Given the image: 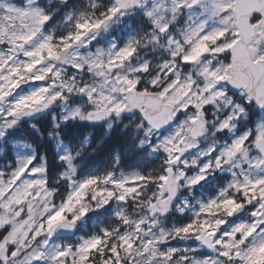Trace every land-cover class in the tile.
I'll use <instances>...</instances> for the list:
<instances>
[{
  "label": "snow or ice",
  "instance_id": "6c2138e0",
  "mask_svg": "<svg viewBox=\"0 0 264 264\" xmlns=\"http://www.w3.org/2000/svg\"><path fill=\"white\" fill-rule=\"evenodd\" d=\"M0 264H264V0H0Z\"/></svg>",
  "mask_w": 264,
  "mask_h": 264
},
{
  "label": "trees",
  "instance_id": "16d2710c",
  "mask_svg": "<svg viewBox=\"0 0 264 264\" xmlns=\"http://www.w3.org/2000/svg\"><path fill=\"white\" fill-rule=\"evenodd\" d=\"M41 131L44 133L43 136L34 134L33 130L27 125L25 126L24 135L34 140L40 152L47 155L53 168H58L60 161L57 159V152L55 150V143L51 137L47 136V132L51 127V118L44 116L38 119L36 122ZM123 125L115 127L110 135H105L104 124L89 125L85 121H72L67 123L63 127V139L65 142L73 148L79 144L85 136L95 144L97 140H102V149L91 155H87L83 158H77L79 163L78 173L89 174L95 170H103L108 167L111 163L112 155L115 151L122 149L124 140L126 138V132H122ZM142 153L130 154L123 160V166L125 168L134 167L142 163ZM91 228V226L89 225ZM79 231H85V228L79 227Z\"/></svg>",
  "mask_w": 264,
  "mask_h": 264
},
{
  "label": "rangeland",
  "instance_id": "374dc122",
  "mask_svg": "<svg viewBox=\"0 0 264 264\" xmlns=\"http://www.w3.org/2000/svg\"><path fill=\"white\" fill-rule=\"evenodd\" d=\"M55 107L56 108L54 110H52L51 114H49L50 118L52 117L53 111L56 113L57 118H59V115H60V113L62 111V106L55 105ZM54 147H55V150L57 152V149H56L55 145H54ZM98 219H99L98 217H93L92 219H89L88 221H86L84 224L81 225L82 228L86 229V232L85 231L78 232L75 236H73L72 239L65 240V242H75L78 239L79 236L85 235L87 232L93 230L94 226L98 223ZM89 225L91 226V228L89 227ZM173 243H174L175 246H186V245L194 246V245H192L191 242L177 241V242H173Z\"/></svg>",
  "mask_w": 264,
  "mask_h": 264
},
{
  "label": "water",
  "instance_id": "95a60500",
  "mask_svg": "<svg viewBox=\"0 0 264 264\" xmlns=\"http://www.w3.org/2000/svg\"><path fill=\"white\" fill-rule=\"evenodd\" d=\"M52 110H50V111H46L45 113H42V114H39L38 116H37V118L36 119H38L39 117H42V116H44V115H47V114H49L50 112H51ZM35 119V120H36ZM34 121V120H33ZM87 124H90V125H97V124H103V123H92V122H87V121H85ZM78 230H79V227H78V229L75 231V233L73 234V233H68V234H66L65 236H63L62 238H65V237H73V236H75L77 233H78Z\"/></svg>",
  "mask_w": 264,
  "mask_h": 264
},
{
  "label": "flooded vegetation",
  "instance_id": "af4514ba",
  "mask_svg": "<svg viewBox=\"0 0 264 264\" xmlns=\"http://www.w3.org/2000/svg\"><path fill=\"white\" fill-rule=\"evenodd\" d=\"M56 107H55V105L53 106V109L52 110H54ZM52 112V111H51ZM51 112L49 113V114H51ZM49 114H47V115H44V116H49ZM44 116H42V117H44ZM42 117H39L38 119H40V118H42ZM38 119H36V120H34V121H32L33 123L34 122H36ZM90 125V124H89ZM80 232V231H79ZM73 237H65V238H63V239H65V240H70V239H72Z\"/></svg>",
  "mask_w": 264,
  "mask_h": 264
}]
</instances>
